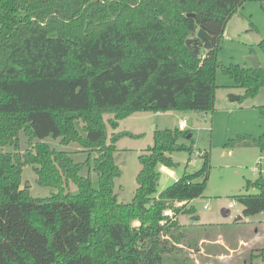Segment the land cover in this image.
Returning a JSON list of instances; mask_svg holds the SVG:
<instances>
[{
  "label": "trees",
  "instance_id": "16d2710c",
  "mask_svg": "<svg viewBox=\"0 0 264 264\" xmlns=\"http://www.w3.org/2000/svg\"><path fill=\"white\" fill-rule=\"evenodd\" d=\"M247 1L264 5L0 0V264H166L165 254L183 247L178 216L195 214L190 203L205 192L210 152H202L200 169L158 192L161 166L177 168L172 154L194 148L183 142L192 138L190 130H155L153 145L139 155L135 196L122 202L115 191L122 173L114 159L117 142L140 134H110L105 114H113L108 123L116 129L141 111H213L220 68L244 88L241 101L256 97L264 88V68L218 59L228 21ZM200 29L210 43L198 37ZM259 45L264 49V38ZM258 108L264 117V104ZM50 136L64 145L78 143L87 159L77 162L72 153L53 148L46 142ZM239 137L264 149V133ZM25 165L33 166L40 185L58 191L32 196L22 186ZM85 167L88 175L82 174ZM70 183L78 193L70 192ZM255 185L259 193L235 196L246 216L264 212V176ZM168 208L175 220L164 216Z\"/></svg>",
  "mask_w": 264,
  "mask_h": 264
},
{
  "label": "rangeland",
  "instance_id": "374dc122",
  "mask_svg": "<svg viewBox=\"0 0 264 264\" xmlns=\"http://www.w3.org/2000/svg\"><path fill=\"white\" fill-rule=\"evenodd\" d=\"M264 38V5L258 1H247L228 21L221 43L218 59L223 64L239 63L249 67L251 54H256L264 68V49L259 45ZM251 66V65H250ZM216 102L213 111L172 110L167 112H137L120 120L119 127L112 128L108 120L112 113L105 114L109 133L138 131V136H124L117 142L115 162L122 173L116 179L115 191L122 202H131L137 189V174L141 169L139 155L154 143V131L175 129L185 120L192 138L183 139L193 145L194 151H176L172 154L179 166L172 175L164 171L165 180L159 183L158 192L171 185L184 172H194L203 164L202 152H210L211 170L205 192L192 200L195 214H179L178 218L185 237L182 248L165 254L166 264H264V212L246 216L243 205L235 198L242 193L257 194V179L264 176V149L256 145H245L243 136L261 137L264 133V117L258 106L264 104V88L256 97L231 101L229 93L243 94L244 88L236 86L232 78L218 69ZM84 134L82 124H77ZM19 151L24 152L27 142L24 133ZM240 138V139H239ZM234 140L236 144H228ZM240 140V144L237 141ZM46 142L53 148L72 153L75 161L83 162L87 153L78 143L64 145L59 139L48 137ZM1 149V148H0ZM5 150H14L6 146ZM189 161V162H188ZM89 174V168L82 170ZM22 186H28L34 197L46 198L58 190L42 186L37 182V173L32 165L23 168ZM93 184L98 187L97 174L92 171ZM70 192L79 189L70 183ZM193 217H196L195 219ZM218 239L235 249H226ZM240 239L247 241L239 244ZM224 254V258L217 255ZM253 254H256L253 256ZM258 254V255H257Z\"/></svg>",
  "mask_w": 264,
  "mask_h": 264
},
{
  "label": "water",
  "instance_id": "95a60500",
  "mask_svg": "<svg viewBox=\"0 0 264 264\" xmlns=\"http://www.w3.org/2000/svg\"><path fill=\"white\" fill-rule=\"evenodd\" d=\"M189 15L190 16H195L194 13H190ZM198 37H200L205 43H207V44L210 43V39L208 38L206 33L203 31V29L199 30ZM190 42H191V39L187 40L188 44H190ZM248 60L250 61L251 67H259V66H261L260 59H259V57L256 54H251L249 56ZM229 97H230L231 101L240 99V95H235V94H230ZM188 137H192V134H189ZM164 180H165V175H164V173H162L161 177H160V184L163 183ZM193 218L195 219L196 217H193Z\"/></svg>",
  "mask_w": 264,
  "mask_h": 264
},
{
  "label": "crops",
  "instance_id": "0c3cea01",
  "mask_svg": "<svg viewBox=\"0 0 264 264\" xmlns=\"http://www.w3.org/2000/svg\"><path fill=\"white\" fill-rule=\"evenodd\" d=\"M227 27V26H226ZM225 33H226V30H225ZM225 33H224V35H225ZM250 66V65H249ZM230 94H233L232 92L231 93H229V96H230ZM240 96H241V94H239ZM238 100H240V99H238ZM235 101V100H234ZM137 113V112H136ZM135 113H133L132 115H134ZM186 127H187V125H186ZM186 129V128H185ZM127 131H130V130H127ZM131 132H133V133H136V134H141L140 132H138V131H131ZM166 171H169L172 175H174L173 173V169H170V168H168V167H166ZM165 171V172H166ZM192 202V201H191ZM191 204V203H190ZM217 243H219V244H221V245H223L226 249H228V250H231V254H228V255H232V253H234L235 252V249H233L231 246H229L228 244H226L225 242H223L222 241V239H218L217 241H216ZM242 242H243V245H246V243H248L247 241H243L242 239H240V243L239 244H242ZM225 257V255L224 254H219V255H217V257H219V258H224Z\"/></svg>",
  "mask_w": 264,
  "mask_h": 264
},
{
  "label": "built area",
  "instance_id": "2783aa9c",
  "mask_svg": "<svg viewBox=\"0 0 264 264\" xmlns=\"http://www.w3.org/2000/svg\"><path fill=\"white\" fill-rule=\"evenodd\" d=\"M186 121L185 120H183L180 124H179V128L180 129H185L186 128ZM161 170L164 172V171H166V167L165 166H161ZM183 203L184 202H178L176 205L177 206H181V205H183ZM164 216H166V217H169V218H171L172 220H175L176 218H177V216H176V214H175V211H174V209L173 208H168V209H166L165 211H164ZM165 221H163V223H164ZM140 224V222H138V221H136L135 222V225H139Z\"/></svg>",
  "mask_w": 264,
  "mask_h": 264
}]
</instances>
